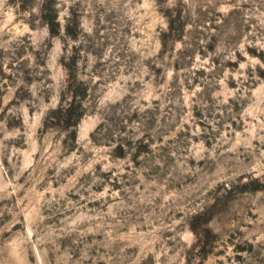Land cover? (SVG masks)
Listing matches in <instances>:
<instances>
[{
    "label": "rangeland",
    "instance_id": "1",
    "mask_svg": "<svg viewBox=\"0 0 264 264\" xmlns=\"http://www.w3.org/2000/svg\"><path fill=\"white\" fill-rule=\"evenodd\" d=\"M0 264H264V0H0Z\"/></svg>",
    "mask_w": 264,
    "mask_h": 264
},
{
    "label": "trees",
    "instance_id": "2",
    "mask_svg": "<svg viewBox=\"0 0 264 264\" xmlns=\"http://www.w3.org/2000/svg\"><path fill=\"white\" fill-rule=\"evenodd\" d=\"M73 80H74V78H72V77L70 78V77H69V81H70V83L73 82Z\"/></svg>",
    "mask_w": 264,
    "mask_h": 264
}]
</instances>
